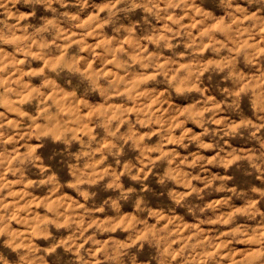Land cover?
Masks as SVG:
<instances>
[{"label":"clouds","instance_id":"9594fccd","mask_svg":"<svg viewBox=\"0 0 264 264\" xmlns=\"http://www.w3.org/2000/svg\"><path fill=\"white\" fill-rule=\"evenodd\" d=\"M0 264H264V0H0Z\"/></svg>","mask_w":264,"mask_h":264}]
</instances>
